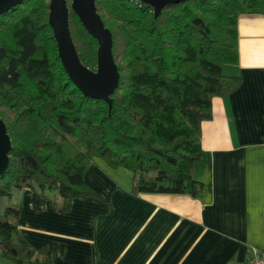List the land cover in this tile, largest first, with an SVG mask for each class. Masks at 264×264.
<instances>
[{
    "label": "trees",
    "instance_id": "trees-1",
    "mask_svg": "<svg viewBox=\"0 0 264 264\" xmlns=\"http://www.w3.org/2000/svg\"><path fill=\"white\" fill-rule=\"evenodd\" d=\"M50 0H23L0 15V119L10 141L0 175V198L29 190L38 205L69 212L73 200L98 199L84 175L94 158L133 173L132 193L189 195L202 158V124L213 119V99H228L242 77L238 19L264 15V0H187L159 16L140 0H95L112 36L119 82L112 104L84 97L66 75L48 15ZM67 1L68 27L81 64L95 72L97 41ZM60 197L57 206L45 194ZM20 206L0 216V253L15 264H52L57 244L31 247L20 235Z\"/></svg>",
    "mask_w": 264,
    "mask_h": 264
},
{
    "label": "crops",
    "instance_id": "crops-1",
    "mask_svg": "<svg viewBox=\"0 0 264 264\" xmlns=\"http://www.w3.org/2000/svg\"><path fill=\"white\" fill-rule=\"evenodd\" d=\"M238 34L240 62L223 74L243 84L215 97L213 119L202 124L198 198L133 195L132 172L94 158L84 183L107 203L73 200L61 212L12 189L25 241L62 248L52 264H249L252 248L264 250V15L240 16ZM0 264L15 263L0 253Z\"/></svg>",
    "mask_w": 264,
    "mask_h": 264
},
{
    "label": "water",
    "instance_id": "water-1",
    "mask_svg": "<svg viewBox=\"0 0 264 264\" xmlns=\"http://www.w3.org/2000/svg\"><path fill=\"white\" fill-rule=\"evenodd\" d=\"M23 0H0V15L8 12ZM155 8L156 16L170 4L187 0H140ZM71 10L85 30L98 44L97 68L92 72L85 68L72 43L68 27L67 0H50L48 9L49 26L56 41L58 58L69 80L84 97L105 102L109 109L111 96L119 82V73L112 56V36L96 11L95 0H71ZM10 141L4 123L0 119V175L9 163Z\"/></svg>",
    "mask_w": 264,
    "mask_h": 264
},
{
    "label": "rangeland",
    "instance_id": "rangeland-1",
    "mask_svg": "<svg viewBox=\"0 0 264 264\" xmlns=\"http://www.w3.org/2000/svg\"><path fill=\"white\" fill-rule=\"evenodd\" d=\"M67 1H70L71 3V0H67ZM49 199H52L53 196H56V199L59 200L60 197L58 196L57 193L55 192H47L45 194ZM17 197L15 196V198H12V199H7V198H0V216L2 217L5 213V209L9 206V205H15V204H18L16 201ZM60 202V200H59Z\"/></svg>",
    "mask_w": 264,
    "mask_h": 264
},
{
    "label": "built area",
    "instance_id": "built-area-1",
    "mask_svg": "<svg viewBox=\"0 0 264 264\" xmlns=\"http://www.w3.org/2000/svg\"><path fill=\"white\" fill-rule=\"evenodd\" d=\"M249 264H264V250L252 248Z\"/></svg>",
    "mask_w": 264,
    "mask_h": 264
}]
</instances>
